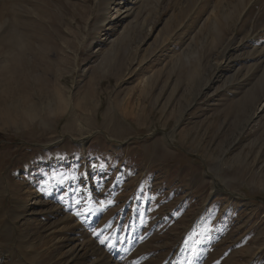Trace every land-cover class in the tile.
<instances>
[{"label":"rangeland","instance_id":"374dc122","mask_svg":"<svg viewBox=\"0 0 264 264\" xmlns=\"http://www.w3.org/2000/svg\"><path fill=\"white\" fill-rule=\"evenodd\" d=\"M0 264H264V0H0Z\"/></svg>","mask_w":264,"mask_h":264},{"label":"snow or ice","instance_id":"6c2138e0","mask_svg":"<svg viewBox=\"0 0 264 264\" xmlns=\"http://www.w3.org/2000/svg\"><path fill=\"white\" fill-rule=\"evenodd\" d=\"M77 215H79V213H77ZM95 234H96V235H99V233H95ZM100 243H101V244H104L105 241H104V240H101Z\"/></svg>","mask_w":264,"mask_h":264}]
</instances>
